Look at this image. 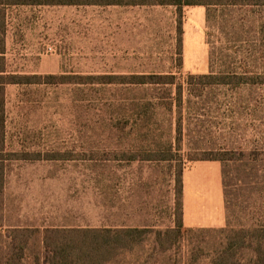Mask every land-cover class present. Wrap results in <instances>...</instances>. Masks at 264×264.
Listing matches in <instances>:
<instances>
[{"label":"rangeland","instance_id":"374dc122","mask_svg":"<svg viewBox=\"0 0 264 264\" xmlns=\"http://www.w3.org/2000/svg\"><path fill=\"white\" fill-rule=\"evenodd\" d=\"M11 7L0 6V264L13 231L29 240L20 264H49L45 237L66 231L93 249L92 233L42 228L53 191L100 202L117 224L130 208L146 230L107 244L105 264H212L227 237L264 226V5L210 18L201 5ZM180 168L186 191L217 184L219 198L213 221L192 204L199 225L178 235Z\"/></svg>","mask_w":264,"mask_h":264},{"label":"trees","instance_id":"16d2710c","mask_svg":"<svg viewBox=\"0 0 264 264\" xmlns=\"http://www.w3.org/2000/svg\"><path fill=\"white\" fill-rule=\"evenodd\" d=\"M15 5H122V6H175L178 14L182 15V10L185 6L201 5L207 8L208 17L212 12L218 11L219 7L231 6H247V5H264V0H0V6L3 11ZM211 160H218L219 158L211 157ZM178 219L176 221V228L174 229L178 235L184 233L183 224V169L180 168L178 174ZM60 230H75L85 231L84 234L92 233L93 249L86 248L83 244L87 240L85 236L81 243L77 237L70 234L73 231H66L54 242H47L48 237H45L47 258L49 264H105L107 258V251L105 246L120 245L130 236L138 235L135 233H145L146 230L138 228H128L123 230L112 231L114 229H60ZM172 231V230H171ZM158 234L161 231L157 232ZM233 237H227L221 250L218 251L212 264H264V226L261 229H252L251 231L238 230ZM111 234V235H110ZM68 235L67 241L64 242V236ZM11 237L7 257V264H20L26 258V247L28 244L27 237L22 234L18 235L13 231L10 233ZM22 241V242H21ZM53 243L56 246H52ZM52 246V247H51ZM116 247V246H115ZM124 247V246H123ZM234 247L236 253L234 254ZM51 248V249H50ZM252 250V257L246 258L245 251ZM109 251V250H108ZM242 251L241 257L237 255ZM110 252V251H109Z\"/></svg>","mask_w":264,"mask_h":264},{"label":"crops","instance_id":"0c3cea01","mask_svg":"<svg viewBox=\"0 0 264 264\" xmlns=\"http://www.w3.org/2000/svg\"><path fill=\"white\" fill-rule=\"evenodd\" d=\"M78 6H93V5H78ZM94 6H105V5H94ZM107 6H122V5H107ZM122 7H142V6H122ZM183 183L184 185H183L182 204H183L184 227L199 225L198 223L199 219L197 218V216L193 219V221L190 218V211L192 209L191 208L192 204H194L195 206V210L193 211L198 212V215L200 218L205 217L206 220L213 221L214 215L212 214V210H211L212 205L219 198L217 193L214 195L215 191L218 192L217 184H215V186L213 187L210 186V184H206L203 187V189L199 191H197V189H194L195 191L193 192L186 191L187 184L184 179V173H183ZM69 188L70 187L68 186L66 187V189H69ZM85 188L87 191H94L96 187L94 185H86ZM197 192H199L198 196L196 195ZM52 193H53V197L50 198L49 204L50 206H53L54 212H51V215H49V217L46 218L47 223L44 226H42L43 229H125V228L131 229V228L138 226L137 224L132 223L138 219L133 217V213L130 211V208L123 215V219H122L123 222L120 224H117L116 222H114V220L115 221L118 220L119 217L116 216L115 213H112V216L110 217L108 215L109 214L108 212L97 211V208L101 205L100 202L91 201L90 199H86V198H82L81 201L77 199L69 200V199H64L62 197H57L56 191H53ZM83 199H86V200L83 201ZM46 204H48V201ZM128 204L130 206L129 201H128ZM65 205L68 208L85 205L87 207H91V209L84 210V211H78L75 209L74 211L68 210L67 212H64L63 207ZM57 207H59V210H60L58 213L56 212V209H55ZM111 209H112V205H111ZM112 218H113V221L110 220ZM209 223H212V222H209Z\"/></svg>","mask_w":264,"mask_h":264}]
</instances>
